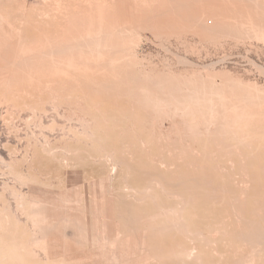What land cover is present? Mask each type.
Here are the masks:
<instances>
[{"label":"rangeland","instance_id":"rangeland-1","mask_svg":"<svg viewBox=\"0 0 264 264\" xmlns=\"http://www.w3.org/2000/svg\"><path fill=\"white\" fill-rule=\"evenodd\" d=\"M0 264H264V0H0Z\"/></svg>","mask_w":264,"mask_h":264}]
</instances>
